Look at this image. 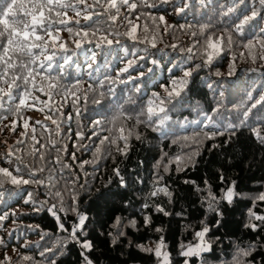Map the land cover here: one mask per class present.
Returning a JSON list of instances; mask_svg holds the SVG:
<instances>
[{"label":"trees","instance_id":"1","mask_svg":"<svg viewBox=\"0 0 264 264\" xmlns=\"http://www.w3.org/2000/svg\"><path fill=\"white\" fill-rule=\"evenodd\" d=\"M230 186L231 204L212 201L221 218L208 194L220 201ZM24 187L64 209L66 231L24 204ZM0 189V214L17 212L0 224L11 264H50L44 248L58 249L57 264H84L81 252L93 264H161V237L169 264H264V222L249 215L264 216V0H0ZM73 207L90 249L68 239ZM27 225L40 227L22 235ZM204 227L211 251L182 257Z\"/></svg>","mask_w":264,"mask_h":264},{"label":"snow or ice","instance_id":"2","mask_svg":"<svg viewBox=\"0 0 264 264\" xmlns=\"http://www.w3.org/2000/svg\"><path fill=\"white\" fill-rule=\"evenodd\" d=\"M109 43H111V41H109ZM125 71H127V69H125ZM161 87H164L163 85ZM154 96L158 95L157 93H153ZM169 95H171V93H169ZM154 104L155 102L153 100H149L148 101V113H149V119H151V114L154 111ZM160 105H163V101H160ZM155 111L158 112H164L165 109L162 106L156 107ZM157 123H163V121H157ZM252 138L254 140L259 141L258 137L259 134L258 133H251ZM77 136L79 137L80 134L78 133ZM128 146L125 145V149L121 152V153H126ZM197 153H193L192 155L195 156ZM73 159H75V155H73ZM94 162V161H93ZM175 162L177 163L178 167H177V171L182 170L179 165L182 163H185L183 158L180 156H177L175 158ZM193 162L191 159L188 160V163ZM84 163H88V161H85ZM84 165L81 164V167H83ZM68 166L65 165V168H67ZM168 169L165 168V171H167ZM33 175V174H30ZM114 175L116 177L119 178V184L117 185L118 188H125L127 185L123 179V177L120 174V170L119 168L114 169ZM224 178L221 177V180H223ZM23 184L25 186H28L30 181L29 180H19L17 178H13L12 179V185L13 186H18L20 184ZM234 183V182H233ZM37 186H44L47 187L46 185H44L43 182L38 183ZM23 192H26V198L24 199V204L25 205H32L33 206V212L34 213H40L42 211L50 214L52 217L55 218L58 228L61 232L66 231L64 223L61 222V217L58 215V212H62L64 211L63 208H58L56 204H52L51 206H48L47 201H38L34 198V193L31 191H28L26 187H24ZM160 192H164L166 195H170V193H168L167 188H158L156 191L152 192L151 195L152 196H156L158 193ZM48 196L53 197V199H58L61 198V194L59 192L53 193L51 190H49L47 192ZM107 195V193L101 192L99 193V195L97 196V199L100 198H104ZM238 195L235 191H234V187L230 186L228 187L224 192L223 195L220 199V201L216 200V197L209 192L208 194V199L210 200L209 203V210L210 211H215L217 216H220L221 218H223V211H221L219 209V207L214 208L213 207V203L212 201L216 202L217 205H219L221 202L226 201L228 204H231L233 202V198L234 196ZM3 196V190L0 189V197ZM257 200H262L264 201V194H261L260 196H258L256 198ZM76 200V197L73 196V201ZM145 208L148 207L147 204L144 205ZM73 211L76 212L77 217H78V223H75L72 225V229H71V233L69 234L68 239L71 241H76L77 243H80L78 240V235L79 233L82 232L83 228L85 227V221L88 219L87 216L79 213L76 211V208L73 207ZM156 211L158 212H164L163 208H160L159 206H157ZM165 215H167L168 213H164ZM21 215H28V214H21ZM249 215L250 217H253L255 220L257 221H261L264 222V216H260V215H256L254 212H252L251 209H249ZM17 216V212L13 211V212H8V211H4L3 214H0V224H2L4 221L8 220L9 217H15ZM143 221L145 225H148L151 223V218L149 216H144L143 217ZM15 223V221H14ZM121 224V219L119 217L116 218V222L112 225L113 228L118 230V226ZM216 224L219 225L220 224V220H216ZM130 226L132 228H135L137 226L136 221L132 220L130 222ZM248 227H251L253 230L256 229L257 225L256 224H249L247 225ZM19 227V226H18ZM39 225H27L24 226V233L26 234L27 232H36L39 229ZM157 232L161 231V229L157 228L156 229ZM209 233V228L208 227H204L201 230L195 232V237L197 238V240L199 241V243L195 244V245H189V246H182L181 247V252L180 255L182 257H193V256H200L202 253L205 252H209L211 251V246L208 244V242L205 240V236L206 234ZM118 236L122 237L125 235L124 232H120L118 230ZM49 236V233L47 232H43L41 233V240H44L46 237ZM60 243V240H57V244ZM112 243L116 244L117 243V237H112ZM5 245V241L0 239V246ZM36 247H39L40 244L39 242H36ZM20 248L23 249H32L34 247L33 244H31L30 242H28L27 240L25 241V243L23 245L19 246ZM80 247L81 249H90L92 247L91 243H89L87 240H85L84 242L80 243ZM141 251H147V252H152L153 249H146L143 248V246H140ZM164 248V242H163V237H161L159 243H157L154 252H155V256L156 257H162V261L161 264H169V256L167 252L162 251V249ZM13 251H17V249H13ZM58 249H54V248H44L43 251H40L39 255L40 257L44 258V260L46 262H50V264H57V260L54 258L56 256ZM251 249L245 250V249H239L238 253H237V257H248L251 255ZM81 256L83 257V262L84 264H93L92 260H90L88 258L87 255L84 254V252H81ZM23 261H29L31 262L33 260V258L31 256H23L21 258ZM0 264H11V257H8L7 255L4 256L3 260H0ZM184 264H189V261L187 259L184 260ZM234 264H241V261L237 258H234Z\"/></svg>","mask_w":264,"mask_h":264},{"label":"water","instance_id":"3","mask_svg":"<svg viewBox=\"0 0 264 264\" xmlns=\"http://www.w3.org/2000/svg\"><path fill=\"white\" fill-rule=\"evenodd\" d=\"M251 70H255V69H251ZM251 70H250V71H251Z\"/></svg>","mask_w":264,"mask_h":264}]
</instances>
